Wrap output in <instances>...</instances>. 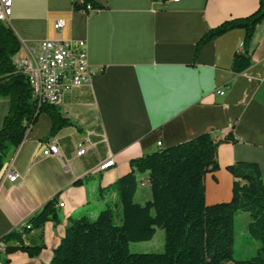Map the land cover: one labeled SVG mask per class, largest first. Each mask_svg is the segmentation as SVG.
I'll list each match as a JSON object with an SVG mask.
<instances>
[{
    "label": "crops",
    "instance_id": "crops-1",
    "mask_svg": "<svg viewBox=\"0 0 264 264\" xmlns=\"http://www.w3.org/2000/svg\"><path fill=\"white\" fill-rule=\"evenodd\" d=\"M80 1L14 0L9 24L22 52L46 40L87 41L95 75L90 86L67 93L60 105L75 126L50 136L52 119L42 114L0 173V238L57 194L61 217L59 225L45 224L39 257L2 254L1 264H48L71 217L94 218L107 204L120 211L112 187L131 171L133 160L200 134L224 138L233 130L238 138L218 148L219 167L205 177L207 205L231 201L229 168L236 161L257 163L264 175V21L255 31L253 66L246 72L232 71L234 56L243 49V30L206 44L195 57L209 30L251 15L260 0H95L107 8L91 12L75 10ZM59 20L66 22L62 32L55 30ZM10 109V99L0 98V130ZM52 137L61 155L43 156L41 145ZM84 140L87 153L77 157ZM112 159L114 166L95 173ZM8 167L19 175L17 181L5 177ZM151 197L145 184L135 200L144 204ZM243 215L247 232L250 219Z\"/></svg>",
    "mask_w": 264,
    "mask_h": 264
},
{
    "label": "trees",
    "instance_id": "trees-1",
    "mask_svg": "<svg viewBox=\"0 0 264 264\" xmlns=\"http://www.w3.org/2000/svg\"><path fill=\"white\" fill-rule=\"evenodd\" d=\"M74 8L91 12L107 6L81 0ZM263 21L264 0H260L259 8L251 15L227 20L209 30L197 43L195 57L206 44L231 31L243 30V49L235 54L232 71L246 72L253 66V37ZM21 48L10 24L0 21V98L11 102L0 130V173L42 114L52 119L50 136L75 126L63 117L60 106L39 105L33 98L28 77L14 65ZM237 142L233 130L224 138L207 132L133 160L131 171L112 187L119 194L120 211L107 204L94 218L71 217L48 264H264V175L260 166L236 161L229 168L234 178L231 201L211 206L205 202V177L219 167V146ZM146 180L152 197L140 204L135 197ZM242 213L250 219L248 235L260 247L251 258L235 259L236 219ZM48 222L61 223L59 194L25 223L2 236L0 245L5 246L7 255L21 251L31 258L39 257L45 249L42 231ZM160 230L165 232L162 252L130 250L131 243L151 242ZM35 231L41 232L39 238L32 237Z\"/></svg>",
    "mask_w": 264,
    "mask_h": 264
},
{
    "label": "built area",
    "instance_id": "built-area-1",
    "mask_svg": "<svg viewBox=\"0 0 264 264\" xmlns=\"http://www.w3.org/2000/svg\"><path fill=\"white\" fill-rule=\"evenodd\" d=\"M179 2L180 0H171ZM14 0H0V21L10 23L13 15ZM90 9V7H89ZM66 22L59 20L55 30L62 32ZM16 69L29 79L32 96L39 103L60 106L67 93L92 84L95 72L89 61L87 41H51L39 42L36 48H26L14 58ZM221 95H224L221 92ZM88 140L77 147V157L87 153ZM162 144L160 143L159 146ZM43 156H60L61 150L56 138H50L41 145ZM115 165V160L101 164L95 173L105 171ZM5 177L11 182L19 175L8 167ZM149 182L146 180L145 184ZM6 254L5 246L0 245V257ZM1 264V262H0Z\"/></svg>",
    "mask_w": 264,
    "mask_h": 264
},
{
    "label": "rangeland",
    "instance_id": "rangeland-1",
    "mask_svg": "<svg viewBox=\"0 0 264 264\" xmlns=\"http://www.w3.org/2000/svg\"><path fill=\"white\" fill-rule=\"evenodd\" d=\"M243 213L236 219V241L234 245L235 259H248L256 254L260 243L252 239L243 226ZM165 245V232L160 230L151 242L131 243L130 250L135 253L162 252Z\"/></svg>",
    "mask_w": 264,
    "mask_h": 264
}]
</instances>
